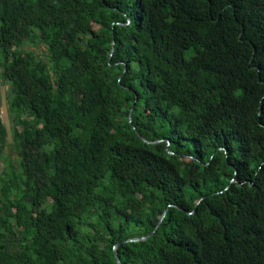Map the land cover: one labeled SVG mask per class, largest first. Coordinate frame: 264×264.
Instances as JSON below:
<instances>
[{
    "label": "trees",
    "instance_id": "obj_1",
    "mask_svg": "<svg viewBox=\"0 0 264 264\" xmlns=\"http://www.w3.org/2000/svg\"><path fill=\"white\" fill-rule=\"evenodd\" d=\"M3 87L0 264H264V0H0Z\"/></svg>",
    "mask_w": 264,
    "mask_h": 264
},
{
    "label": "rangeland",
    "instance_id": "obj_2",
    "mask_svg": "<svg viewBox=\"0 0 264 264\" xmlns=\"http://www.w3.org/2000/svg\"><path fill=\"white\" fill-rule=\"evenodd\" d=\"M6 87H3L2 88V96H1V104H0V108L1 110L3 111V120L5 121V124L7 125V127L9 128L10 130V124H9V121H8V116H7V101H6ZM9 142L10 144L12 143V138H11V135L9 137ZM9 153L12 154V156L15 158V154H14V151L13 150H10Z\"/></svg>",
    "mask_w": 264,
    "mask_h": 264
},
{
    "label": "water",
    "instance_id": "obj_3",
    "mask_svg": "<svg viewBox=\"0 0 264 264\" xmlns=\"http://www.w3.org/2000/svg\"><path fill=\"white\" fill-rule=\"evenodd\" d=\"M142 138V137H141ZM143 139V138H142ZM144 140V139H143ZM165 215H166V212L164 213V215H163V217H162V220H163V218L165 217ZM161 220V221H162ZM161 221L159 222V224L157 225V227L155 228V230L151 233V234H149L148 236H146V237H141V238H135V239H132L131 241H142V240H147V239H149L151 236H153L155 233H156V231L158 230V228H159V226H160V224H161ZM116 257H117V260H118V263L119 264H122V262L120 261V259H119V257H118V254H117V252H116Z\"/></svg>",
    "mask_w": 264,
    "mask_h": 264
},
{
    "label": "built area",
    "instance_id": "obj_4",
    "mask_svg": "<svg viewBox=\"0 0 264 264\" xmlns=\"http://www.w3.org/2000/svg\"><path fill=\"white\" fill-rule=\"evenodd\" d=\"M1 117L3 118V111L1 110Z\"/></svg>",
    "mask_w": 264,
    "mask_h": 264
}]
</instances>
